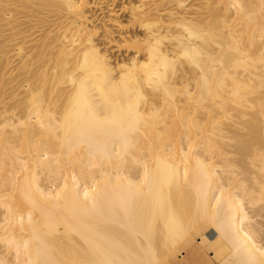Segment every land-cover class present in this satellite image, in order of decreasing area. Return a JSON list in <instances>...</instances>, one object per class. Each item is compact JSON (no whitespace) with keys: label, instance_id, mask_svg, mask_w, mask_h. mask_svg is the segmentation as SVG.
Returning <instances> with one entry per match:
<instances>
[{"label":"bare ground","instance_id":"obj_1","mask_svg":"<svg viewBox=\"0 0 264 264\" xmlns=\"http://www.w3.org/2000/svg\"><path fill=\"white\" fill-rule=\"evenodd\" d=\"M208 253L264 264V0H0V264Z\"/></svg>","mask_w":264,"mask_h":264},{"label":"rangeland","instance_id":"obj_2","mask_svg":"<svg viewBox=\"0 0 264 264\" xmlns=\"http://www.w3.org/2000/svg\"><path fill=\"white\" fill-rule=\"evenodd\" d=\"M196 243H198L197 240ZM208 258L211 260V264H219V261L211 253H208Z\"/></svg>","mask_w":264,"mask_h":264},{"label":"crops","instance_id":"obj_3","mask_svg":"<svg viewBox=\"0 0 264 264\" xmlns=\"http://www.w3.org/2000/svg\"><path fill=\"white\" fill-rule=\"evenodd\" d=\"M188 259H190V258H188ZM186 263L189 264V262H186ZM203 264H211V260H208V261L204 262Z\"/></svg>","mask_w":264,"mask_h":264}]
</instances>
